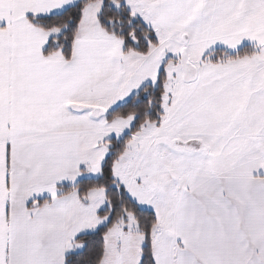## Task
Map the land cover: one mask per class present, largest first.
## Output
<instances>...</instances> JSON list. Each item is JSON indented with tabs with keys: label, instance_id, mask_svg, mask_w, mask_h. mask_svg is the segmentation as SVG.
I'll return each instance as SVG.
<instances>
[{
	"label": "snow or ice",
	"instance_id": "1",
	"mask_svg": "<svg viewBox=\"0 0 264 264\" xmlns=\"http://www.w3.org/2000/svg\"><path fill=\"white\" fill-rule=\"evenodd\" d=\"M0 264H264V0H0Z\"/></svg>",
	"mask_w": 264,
	"mask_h": 264
}]
</instances>
